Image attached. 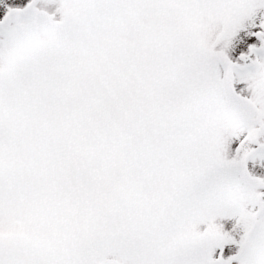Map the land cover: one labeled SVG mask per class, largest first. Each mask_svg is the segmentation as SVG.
Wrapping results in <instances>:
<instances>
[{"label":"snow or ice","instance_id":"6c2138e0","mask_svg":"<svg viewBox=\"0 0 264 264\" xmlns=\"http://www.w3.org/2000/svg\"><path fill=\"white\" fill-rule=\"evenodd\" d=\"M0 264H264V0H0Z\"/></svg>","mask_w":264,"mask_h":264}]
</instances>
